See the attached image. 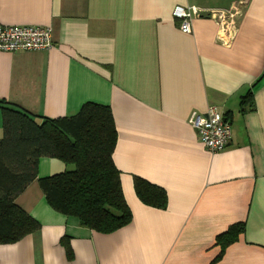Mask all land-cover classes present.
I'll use <instances>...</instances> for the list:
<instances>
[{
    "label": "crops",
    "instance_id": "1",
    "mask_svg": "<svg viewBox=\"0 0 264 264\" xmlns=\"http://www.w3.org/2000/svg\"><path fill=\"white\" fill-rule=\"evenodd\" d=\"M235 1L0 0L1 23L53 30L51 48L0 50V100L51 118L88 101L108 105L132 215L113 231L93 230L52 208L35 179L15 201L39 228L0 244V264H264V0H247L228 46L213 18H194L184 33L172 14ZM209 105L231 122L217 152L189 122ZM66 168L41 157L37 177ZM137 176L165 190L166 207L140 200ZM233 225L240 231L222 245Z\"/></svg>",
    "mask_w": 264,
    "mask_h": 264
},
{
    "label": "trees",
    "instance_id": "2",
    "mask_svg": "<svg viewBox=\"0 0 264 264\" xmlns=\"http://www.w3.org/2000/svg\"><path fill=\"white\" fill-rule=\"evenodd\" d=\"M0 114V244L16 242L39 228L15 201L35 179L52 208L76 217L83 226L110 232L131 220L113 162L117 130L108 105L88 101L74 114L51 118L0 100ZM41 157L58 158L67 168L37 177ZM134 188L143 203L166 207L163 188L138 176ZM238 231L239 225H233L217 241L227 244Z\"/></svg>",
    "mask_w": 264,
    "mask_h": 264
},
{
    "label": "built area",
    "instance_id": "3",
    "mask_svg": "<svg viewBox=\"0 0 264 264\" xmlns=\"http://www.w3.org/2000/svg\"><path fill=\"white\" fill-rule=\"evenodd\" d=\"M247 0H237L225 9H202L195 5H176L172 14L178 20L184 33L192 29V20L210 17L217 23V40L230 45L238 30ZM52 27L42 25H7L0 22L1 51H31L48 49L53 46ZM190 124L195 128L200 140L212 152L223 150L232 136L231 122L216 105H209L204 114L192 112Z\"/></svg>",
    "mask_w": 264,
    "mask_h": 264
},
{
    "label": "rangeland",
    "instance_id": "4",
    "mask_svg": "<svg viewBox=\"0 0 264 264\" xmlns=\"http://www.w3.org/2000/svg\"><path fill=\"white\" fill-rule=\"evenodd\" d=\"M2 136V133H1V131H0V137Z\"/></svg>",
    "mask_w": 264,
    "mask_h": 264
}]
</instances>
